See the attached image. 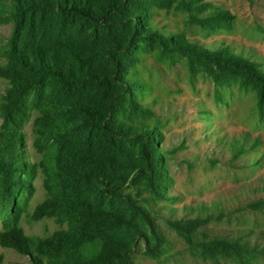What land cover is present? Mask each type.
<instances>
[{
	"label": "trees",
	"instance_id": "1",
	"mask_svg": "<svg viewBox=\"0 0 264 264\" xmlns=\"http://www.w3.org/2000/svg\"><path fill=\"white\" fill-rule=\"evenodd\" d=\"M155 9L183 12L206 33L230 31L234 21L206 0L0 1V24L12 23L0 49L7 82L0 98V244L30 264H133L139 242L145 256H164L166 239L150 205L173 201L171 178L160 127L150 122L155 112L140 101L145 84L132 73L141 54H184L217 84L253 91L264 110L258 62L229 46L203 47L182 31L162 32L152 25ZM32 116L39 162L25 155L23 127ZM38 169L46 197L29 213ZM245 207L262 209L264 198ZM23 214L62 227L30 237L20 225ZM220 217L198 213L164 224L203 260L250 264L264 256L242 236L210 234L205 227Z\"/></svg>",
	"mask_w": 264,
	"mask_h": 264
},
{
	"label": "rangeland",
	"instance_id": "2",
	"mask_svg": "<svg viewBox=\"0 0 264 264\" xmlns=\"http://www.w3.org/2000/svg\"><path fill=\"white\" fill-rule=\"evenodd\" d=\"M206 1L234 16L230 31L206 33L188 24L185 13L173 10L155 9L152 25L165 33L182 31L191 42L206 48L229 46L258 62L264 71V0ZM11 29V22L0 24V49ZM200 68L199 64L191 67L186 55L174 53L164 60L141 54L140 62L132 69L133 76L145 84L140 101L155 112L156 119L150 122L160 127L159 146L171 178L168 194L173 197V201L150 205L166 239L164 256H145L139 242L132 255L133 264H217L201 259L164 224L167 217L198 213L221 214L220 219L205 227L210 234L242 236L264 249V207H245L247 202L264 198V110H258L255 93L250 89H242L237 83L217 84ZM6 86V80L0 78V98ZM32 119L23 127L25 155L29 162H39L42 155L33 146ZM236 147H242L243 153L233 157ZM33 185L29 213L46 197L40 169ZM20 225L30 237L48 236L62 227L52 218L35 221L26 214ZM0 264L30 262L26 255L0 244ZM218 264L237 263L221 259ZM250 264H264V256Z\"/></svg>",
	"mask_w": 264,
	"mask_h": 264
}]
</instances>
